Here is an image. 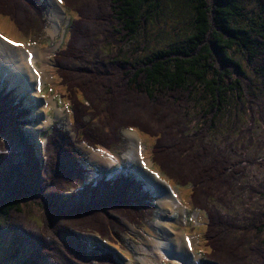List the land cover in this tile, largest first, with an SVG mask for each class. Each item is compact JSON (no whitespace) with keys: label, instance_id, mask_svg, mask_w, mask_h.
<instances>
[{"label":"rangeland","instance_id":"374dc122","mask_svg":"<svg viewBox=\"0 0 264 264\" xmlns=\"http://www.w3.org/2000/svg\"><path fill=\"white\" fill-rule=\"evenodd\" d=\"M66 1V5H62V8L55 0H12V2L0 0V26L3 28L1 29L4 33H9L15 40L21 43H33L38 46L49 44L57 36V31L59 30V25L61 24L65 10L70 7L78 8L85 14L94 11V2L92 0ZM242 3L247 10L246 15H254L264 23V0H244ZM170 5L173 4L171 3ZM244 24H248L246 19H244ZM193 27L194 15L191 14L189 6H164L153 15L146 30L139 32L135 40L131 42L130 46L135 50L133 54L134 58L142 59L152 51L180 43L186 35L192 32ZM105 32H99L97 27L94 31L92 26V39L89 40L85 36L79 38L78 34L74 47L89 49L93 46L95 38L99 34L102 36V39L98 43L111 44L115 42L113 35ZM6 44L0 41V75L5 73V71H10V75L13 73L16 81L25 83L28 81L25 79H29V76L32 74L31 66L26 65L27 56L24 52H21L22 49H15ZM6 51L18 56L21 61L19 65L26 67L28 74L25 79H22L20 74L26 71H19L15 67L16 63L10 62L8 58H5L6 60L4 59L7 56ZM257 52L256 58L251 63L243 58L239 59L246 68L248 79L251 81V88L245 93V98L241 97L240 100H237L235 97V95H238L236 91H234V95L228 96L229 100H225L211 132H207L202 136V124L204 120L202 112L208 107L207 99L198 98L191 102H188V100H179L180 106H169L172 112L170 118L180 120L182 124L186 125L184 127L189 132L187 137L186 133L178 131L175 143L183 141L186 147H191L190 152L194 154H203L205 152L206 155H210L222 152L235 163L234 169L229 171L227 175L229 182L222 178L206 181L200 188L202 197H200L199 190L196 188L193 195L189 196V192L183 195V203L180 206L173 198H169L170 191L167 186L169 184H167L165 179L171 181V185H177L179 187L190 181L192 183L191 174L197 170L198 165L192 164V166H189L184 160L185 155L179 154L178 152V154L171 156V158H160V162L163 160L165 164V166L160 167V162L156 159V151L149 156L152 161L155 160V165H157L158 169H162L163 174L158 173L159 177L157 176L155 178L153 174L143 170L140 166L141 162L139 161V157L137 158L139 163H137L131 151L138 145L139 140L146 136L144 135L145 131L151 129L152 132L158 134L157 131L160 126L157 120L150 119L149 115L145 114L146 111L137 108L141 115H138L140 118L137 119L142 124L148 125H143L140 131L137 129L123 130L121 132V138L114 142L116 149L113 150L112 155L116 158L115 161H117V164L122 163L124 159L123 163L131 168L132 173L140 182H143L144 190L151 194L146 200H154L151 206L155 211L152 208H147V206H145V210L140 209V225H144L147 229L146 232H149L152 236L143 233L140 225L136 227L133 224H126L116 219L126 225L125 229L114 225L112 228H108L102 235L91 231H85L83 233L69 232L61 236L62 244H58L46 233L45 225L41 218V211L29 202H26L22 204L25 214L24 218L10 219L9 221L0 216V264H19L30 253L41 248L47 249L49 252V257L42 264H129L122 258L121 254L114 250L115 245H119L118 248L121 249L122 253H126L127 256H132L137 264H164L163 258L159 256L160 252L167 251V246L173 243V239L174 242L181 240L186 248H188L183 233H194V230L184 228L183 223L184 219H186L185 223H188V215L186 217V213L191 210V205L198 203L208 205L213 209L216 219H222L227 224L230 221L247 226L255 225L260 220H263L264 46L257 49ZM102 56L100 55V57ZM62 62L67 70L66 76L68 79L72 76L70 72H74V69L77 67L81 68V63L68 57L67 54L62 59ZM3 66L7 69L3 68ZM8 81L11 83H9L7 88L11 90L10 88L14 87L15 89L14 96L16 95L15 98H17L15 101L20 99L19 103L22 102L19 108L23 111L16 116L20 119L19 126L23 130L24 136L22 137L23 142L18 145L21 147L17 146L16 148H19V150L23 149V152H18L14 149L12 156H7L6 158L9 161H12L11 158L21 162L26 161L27 166L33 163L31 167L41 170V176L46 171L44 175H47L52 170L53 161L57 157V150L62 152L59 155L62 171H70L74 174V161L71 157L79 158V160H83L82 166L87 170V175L82 178L72 179V182L68 185V190L62 194L61 200L65 206H69L79 199H92L94 194L89 184L96 177L94 176L96 169H92V166L97 164L100 168H108L106 169L107 171L115 165L110 164L109 162L111 161L103 157L100 152H92L91 150L95 149L91 148L87 143L83 141L77 142L74 139L75 135L71 133L68 126L67 114L64 107L57 109L58 114L55 112L56 109L52 107L55 103L56 105L63 106L62 100H54L55 103L49 100L48 106V103L44 104L42 100L35 99L33 89L24 90L23 85L13 82L10 76L8 77ZM25 93L27 94L26 98H23L22 96ZM59 95L58 92L54 94V96ZM80 99L83 100L81 95ZM94 99L97 100L95 97ZM3 105L8 107L11 104L9 101H5ZM43 109H48V115L54 114L51 117V124L44 125L42 123L43 114L41 116L40 112ZM93 117V115L90 118L85 117V121L89 123L91 120H94ZM53 122L57 123V127L55 128H58L60 131V141L66 144L62 145L61 143L59 145V142L49 144L46 156L50 161L45 164L46 161L44 159L41 162L43 154L40 152L36 136L50 127ZM8 126L12 127V125ZM12 129L15 130L14 127ZM154 133H151L154 140H150L149 144L156 142L158 145L159 136L161 137V135L158 134L159 136H157ZM145 140L148 141V138H145ZM162 143L165 144V141ZM71 144L76 147V150L72 148ZM206 155H202V158ZM119 157H122V160ZM210 162L211 158H207L204 159L203 164L206 166ZM91 171H93V174ZM140 172H143V175H145H141ZM148 173L155 180L159 179L162 186L159 181H157L158 183L156 181L152 182L153 179ZM76 176L78 174L74 175V177ZM82 180L85 181L84 186H81V183L78 184ZM117 181L118 179L114 182ZM77 187H81L82 190H77ZM101 187L97 186V189ZM191 188L192 185H190L189 190ZM157 190L160 192H157ZM170 200H173L176 205L169 210L166 204ZM241 237V231L234 228L226 236V242L230 244L232 241L239 240ZM105 238L109 239L108 244L104 242ZM66 245L82 254H86L87 248L92 245L98 247L93 251L96 254L93 260L86 259L82 261L78 258L72 259L66 250ZM200 248H204V251H207V253L210 252L209 249H206L203 242H200ZM157 249L158 251H156ZM159 250L161 251L159 252ZM241 250L243 252H236L234 258L239 257L238 260L240 261L242 255L245 254L244 257L251 264H264V229L259 233L251 232L250 237L241 247ZM91 252L89 255L93 256ZM199 252L201 254L203 251L200 250ZM208 257V260L211 261L209 264H233V262L225 261V259H223V262H219L213 257ZM175 260L182 261L180 258L174 257L171 259V262L175 264L177 262ZM192 263L187 262L186 264Z\"/></svg>","mask_w":264,"mask_h":264},{"label":"trees","instance_id":"16d2710c","mask_svg":"<svg viewBox=\"0 0 264 264\" xmlns=\"http://www.w3.org/2000/svg\"><path fill=\"white\" fill-rule=\"evenodd\" d=\"M92 1L94 11L84 13L78 28L79 38L85 36L91 40L93 26L94 31L97 27L99 32H109L115 42L98 43L102 39L99 34L89 49L73 47L67 53L68 57L81 63V68L77 67L74 72L69 69L72 76L68 81L89 96L96 117L79 139L113 149L122 130H140L143 125H148L137 119L140 118L137 108H140L160 126L157 132L161 137L155 150L159 162L160 158H171L179 152L185 155L184 160L189 166L198 165L191 178L200 197L201 185L206 181L222 178L229 182L227 175L235 163L222 152L194 154L183 141L175 143L178 131L186 133L187 137L189 132L180 120L170 118L169 106H180L179 100L207 99L208 107L202 112V136L211 132L228 96L236 91L235 97L240 100L251 88L246 68L239 59L251 63L256 58L257 49L264 46V23L254 15H246L244 0ZM166 5L189 6L194 15L192 32L178 44L152 51L142 59L134 58L131 42L139 32L146 30L153 15ZM244 19L248 24H244ZM3 101L0 100V216L9 221L22 219L25 217L22 204L29 202L41 211L46 233L58 244H62L61 236L69 232L91 231L102 235L114 225L120 227L121 222L116 219L140 225V209L145 210L148 194L135 178L126 180V184L123 179L110 183L111 186L107 185L103 190L96 189L92 199H79L65 206L61 197L68 190L73 173L61 170L60 150L56 152L52 170L43 176L40 170L31 167L33 163L27 166L26 161L14 158L9 161L6 157L12 156L14 148L23 142V134L20 133V119L13 112L14 106L6 107ZM145 132L154 133L151 129ZM202 155L206 156L202 158ZM207 158H211V162L204 166ZM160 165L165 166L163 160ZM210 227L214 259L251 264L245 254L242 253L240 261L238 255V258L234 255L243 252L241 247L251 232L259 233L264 229V219L255 225L242 226L212 218ZM234 228L241 231L242 237L227 244L226 236ZM66 250L72 259L83 261L95 257L67 245ZM48 253L47 249L41 248L19 264H42L49 257Z\"/></svg>","mask_w":264,"mask_h":264},{"label":"bare ground","instance_id":"6f19581e","mask_svg":"<svg viewBox=\"0 0 264 264\" xmlns=\"http://www.w3.org/2000/svg\"><path fill=\"white\" fill-rule=\"evenodd\" d=\"M7 52V51H6ZM7 54V56H5L4 57V59L6 58H8V60H10V62H13V63H16V68L19 70V71H26V72H24V73H21L20 74V76L22 77V79H25L26 77H27V74H28V72H27V69H26V67H24V66H22V65H19V64H21V61H20V59H19V57L18 56H16L15 54H13V53H10V52H7L6 53ZM19 54V53H18ZM18 57V58H17ZM5 59V60H6ZM28 65V64H27ZM14 66V65H13ZM9 67V66H8ZM16 74V73H15ZM11 76H14V74L12 73L11 74ZM15 79V78H14ZM136 142V141H135ZM137 147V148H136ZM132 156H133V158L134 159H136V161H137V163H139V161H138V146L136 145L135 146V148L134 149H132ZM142 174H143V172H142ZM149 174V173H148ZM145 175V174H144ZM150 175V174H149ZM151 176V178L153 179V181L152 182H157V180H155V178L152 176V175H150ZM150 179V178H149ZM158 183V182H157ZM161 184V183H160ZM160 186V185H159ZM161 186H162V184H161ZM161 186H160V188H161ZM169 198H173L171 195H170V193H169ZM176 205V203L173 201V200H170L169 202H167V204H166V206H167V209H172V208H174V206ZM174 210V209H173ZM171 246V247H170ZM172 246H174L173 248H172ZM168 250H167V252L168 253H170L171 255H177L178 253H181V258L182 259H184V262H191V259L193 260V259H195V257L194 256H192V254H190V251H189V249L188 248H186V246L181 242V240H177V241H175L174 242V239H173V243L172 244H170V245H168ZM169 250L170 251H172V253L171 252H169Z\"/></svg>","mask_w":264,"mask_h":264},{"label":"crops","instance_id":"0c3cea01","mask_svg":"<svg viewBox=\"0 0 264 264\" xmlns=\"http://www.w3.org/2000/svg\"><path fill=\"white\" fill-rule=\"evenodd\" d=\"M0 41L3 43H6L4 40H2V39H0ZM7 45V44H6ZM26 58V57H25ZM26 65H27V63H26ZM11 76V75H10ZM11 78L15 81V82H18V81H16L15 79H14V77L13 76H11ZM25 80H28V81H26L25 83H21L22 85H23V87L24 88H26L27 87V85L29 84L30 85V87H32L33 89H34V92H35V96L37 97V98H39V97H41L37 92H36V86H35V81H36V78H35V76H33L32 74L29 76V79H25ZM53 103H55L54 102V100H51ZM49 104V103H48ZM49 106V105H48ZM52 107H56V103H55V105L54 106H52ZM49 109V108H48ZM48 109H43L40 113H41V116H42V114H43V116L45 115V114H47V112H48ZM46 112V113H45ZM56 113L58 114V112H57V110H56ZM157 181H159V180H157ZM159 183H161L160 181H159ZM162 184V183H161ZM164 185V184H163ZM168 247V246H167ZM153 248V247H152ZM156 249V248H155ZM158 249H159V246H158ZM158 249L156 250V251H158ZM162 249V248H161ZM168 250V249H167ZM169 252H171L172 253V251H170L169 250Z\"/></svg>","mask_w":264,"mask_h":264},{"label":"snow or ice","instance_id":"6c2138e0","mask_svg":"<svg viewBox=\"0 0 264 264\" xmlns=\"http://www.w3.org/2000/svg\"><path fill=\"white\" fill-rule=\"evenodd\" d=\"M61 2H62V0H61ZM4 39H6V38H4ZM8 43H13V44H15V42H13V41H8ZM15 46L22 47L23 45L15 44ZM189 246H190V244H189Z\"/></svg>","mask_w":264,"mask_h":264}]
</instances>
